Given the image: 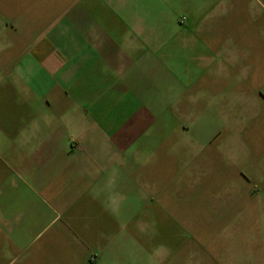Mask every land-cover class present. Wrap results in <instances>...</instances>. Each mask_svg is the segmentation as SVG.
<instances>
[{"label": "crops", "instance_id": "0c3cea01", "mask_svg": "<svg viewBox=\"0 0 264 264\" xmlns=\"http://www.w3.org/2000/svg\"><path fill=\"white\" fill-rule=\"evenodd\" d=\"M225 1L0 0L1 264H153L221 177L219 218L264 225V64Z\"/></svg>", "mask_w": 264, "mask_h": 264}, {"label": "rangeland", "instance_id": "374dc122", "mask_svg": "<svg viewBox=\"0 0 264 264\" xmlns=\"http://www.w3.org/2000/svg\"><path fill=\"white\" fill-rule=\"evenodd\" d=\"M221 4L225 8L218 13L223 15L211 20L215 28L222 29L217 35L221 42L229 41L231 49H243L249 63L264 64V0H229ZM216 186H204L206 193L197 200L200 207L195 213L203 224L167 227L166 246L155 248L153 264H264V225L259 223L260 217L253 216L257 211L245 210L251 216L244 218L228 219L225 214L226 219H220L219 207H210L213 202L207 189L213 187L219 192V205L227 190L224 178H217ZM189 212L186 210L187 215H191ZM165 228L160 227L161 232ZM131 229L135 249H145L149 227ZM153 231L155 237L156 228Z\"/></svg>", "mask_w": 264, "mask_h": 264}]
</instances>
